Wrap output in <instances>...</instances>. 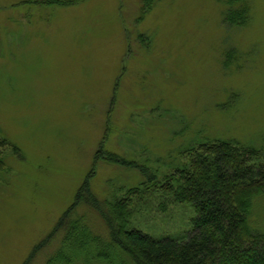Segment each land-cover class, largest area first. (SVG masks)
Segmentation results:
<instances>
[{"label":"rangeland","instance_id":"obj_1","mask_svg":"<svg viewBox=\"0 0 264 264\" xmlns=\"http://www.w3.org/2000/svg\"><path fill=\"white\" fill-rule=\"evenodd\" d=\"M49 1L0 0V264L54 257L88 179L102 203L140 190L131 227L181 239L195 210L155 174L206 141L256 149L264 169V0ZM76 211L108 238L94 208ZM253 216L264 231V195Z\"/></svg>","mask_w":264,"mask_h":264},{"label":"trees","instance_id":"obj_2","mask_svg":"<svg viewBox=\"0 0 264 264\" xmlns=\"http://www.w3.org/2000/svg\"><path fill=\"white\" fill-rule=\"evenodd\" d=\"M53 3L62 5L60 0L49 1ZM241 15H232L230 23L240 21L237 17ZM10 147L0 138V171L5 167L4 150ZM183 154L189 163L162 179L154 173L149 182L175 204L193 206L196 218L189 235L156 239L131 227V197L140 190H129L126 197L102 203L92 193L88 179L55 230V234L63 230L64 239L60 251L46 264H75L81 258L84 264H244L246 259L264 264V231L253 224L254 202L264 195V169L250 165L255 158L261 159L260 152L229 141H206ZM96 158L99 161L100 154ZM107 161L122 162L113 157ZM84 203L100 214L108 229L107 239L77 216L76 210Z\"/></svg>","mask_w":264,"mask_h":264}]
</instances>
